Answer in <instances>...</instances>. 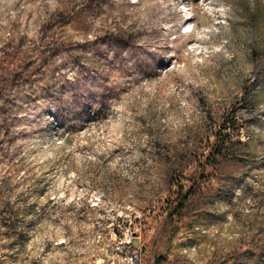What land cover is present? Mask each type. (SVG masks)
I'll return each mask as SVG.
<instances>
[{
  "label": "rangeland",
  "instance_id": "obj_1",
  "mask_svg": "<svg viewBox=\"0 0 264 264\" xmlns=\"http://www.w3.org/2000/svg\"><path fill=\"white\" fill-rule=\"evenodd\" d=\"M0 264H264V0H0Z\"/></svg>",
  "mask_w": 264,
  "mask_h": 264
},
{
  "label": "trees",
  "instance_id": "obj_2",
  "mask_svg": "<svg viewBox=\"0 0 264 264\" xmlns=\"http://www.w3.org/2000/svg\"><path fill=\"white\" fill-rule=\"evenodd\" d=\"M228 138L229 136L222 132L217 133L215 142L209 146V155L207 159H210V156H214V155L220 156L222 146L224 142L228 140ZM189 199H190V192L185 193L184 189H182L181 194L178 199L176 212L178 210H182L184 208V205L186 204V202H188ZM171 214H172V211L170 212V215Z\"/></svg>",
  "mask_w": 264,
  "mask_h": 264
}]
</instances>
